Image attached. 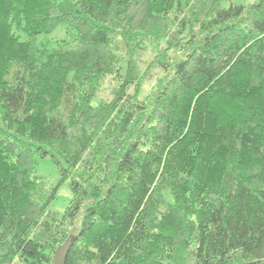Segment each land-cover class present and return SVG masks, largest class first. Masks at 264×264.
Returning <instances> with one entry per match:
<instances>
[{"label": "trees", "instance_id": "16d2710c", "mask_svg": "<svg viewBox=\"0 0 264 264\" xmlns=\"http://www.w3.org/2000/svg\"><path fill=\"white\" fill-rule=\"evenodd\" d=\"M72 235L66 264H264V0H0V264Z\"/></svg>", "mask_w": 264, "mask_h": 264}, {"label": "rangeland", "instance_id": "374dc122", "mask_svg": "<svg viewBox=\"0 0 264 264\" xmlns=\"http://www.w3.org/2000/svg\"><path fill=\"white\" fill-rule=\"evenodd\" d=\"M255 0H234V2H253ZM229 1L225 2V5H229ZM67 37L66 29L59 26L55 30L49 32V33H43L40 34L39 40H49V41H56L57 39L65 38ZM151 56H146V59L148 60ZM153 84L148 83L146 84V90L148 91L151 89ZM145 89V88H144ZM145 93V92H144ZM36 175L41 177L48 178L53 184H58L59 188L57 191V195L52 200V206L51 208L55 211H58L60 213H63L64 210L68 207L70 204V201L73 197L72 189L70 186V180H65L63 182H60L61 175L60 170L58 169L57 165L53 162V160L50 157L39 159L36 171L34 172Z\"/></svg>", "mask_w": 264, "mask_h": 264}, {"label": "water", "instance_id": "95a60500", "mask_svg": "<svg viewBox=\"0 0 264 264\" xmlns=\"http://www.w3.org/2000/svg\"><path fill=\"white\" fill-rule=\"evenodd\" d=\"M74 240L75 238L73 235L69 236L64 243L56 248L53 256V264H66V258Z\"/></svg>", "mask_w": 264, "mask_h": 264}]
</instances>
